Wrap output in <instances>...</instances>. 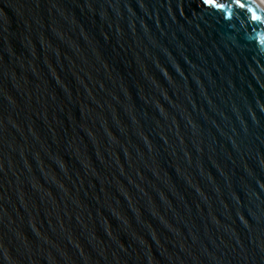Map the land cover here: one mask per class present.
<instances>
[{"label": "water", "instance_id": "95a60500", "mask_svg": "<svg viewBox=\"0 0 264 264\" xmlns=\"http://www.w3.org/2000/svg\"><path fill=\"white\" fill-rule=\"evenodd\" d=\"M216 2L0 0V264H264V3Z\"/></svg>", "mask_w": 264, "mask_h": 264}, {"label": "snow or ice", "instance_id": "6c2138e0", "mask_svg": "<svg viewBox=\"0 0 264 264\" xmlns=\"http://www.w3.org/2000/svg\"><path fill=\"white\" fill-rule=\"evenodd\" d=\"M204 2H205L206 4H209V5H214V6L218 7V8H224V7H225L224 4H222V3H217L216 0H204ZM235 3H236L239 7H241V8L245 7V4L242 2V0H235ZM249 11L252 12V19H253V20L258 21V22L261 21L262 17L258 16V15L255 13V10H254V9H249Z\"/></svg>", "mask_w": 264, "mask_h": 264}, {"label": "bare ground", "instance_id": "6f19581e", "mask_svg": "<svg viewBox=\"0 0 264 264\" xmlns=\"http://www.w3.org/2000/svg\"><path fill=\"white\" fill-rule=\"evenodd\" d=\"M264 3V0H261Z\"/></svg>", "mask_w": 264, "mask_h": 264}]
</instances>
